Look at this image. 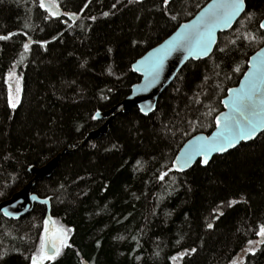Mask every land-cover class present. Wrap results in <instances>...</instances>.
I'll return each instance as SVG.
<instances>
[{"label": "trees", "instance_id": "16d2710c", "mask_svg": "<svg viewBox=\"0 0 264 264\" xmlns=\"http://www.w3.org/2000/svg\"><path fill=\"white\" fill-rule=\"evenodd\" d=\"M209 1L172 0L165 9L163 0H56L52 16L40 0H0V35L15 33L0 40V201L32 179L30 167L61 154L53 175L34 187L51 199L52 216L69 237L46 264H231L249 240L259 244L243 264H264L256 234L264 224V133L207 167L169 171L189 138L213 131L228 89L264 45L238 38L255 32L256 21L242 16L219 36L217 47L228 44L229 57L215 49L211 58L188 62L150 116L137 108L120 113L107 134L71 147L103 123L94 119L98 111L122 102L140 81L132 64ZM246 5L264 19V0ZM11 71L22 77L14 110ZM45 215L37 205L16 221L0 217V264H31Z\"/></svg>", "mask_w": 264, "mask_h": 264}, {"label": "snow or ice", "instance_id": "6c2138e0", "mask_svg": "<svg viewBox=\"0 0 264 264\" xmlns=\"http://www.w3.org/2000/svg\"><path fill=\"white\" fill-rule=\"evenodd\" d=\"M88 2L90 3L91 0H88ZM171 3L172 0H163L164 8L167 9ZM39 6L52 16L57 15V11L54 10L59 8L56 0H47V3L46 0H40ZM85 7H87V4ZM75 15V13L71 14L72 17H75ZM104 15H107V13ZM242 15L248 22L256 21V31L253 33L241 32L238 38L247 41L248 44L264 42V19L257 20V13L246 9V0H212L199 12L194 20L180 25L179 30L164 44L153 49L139 62L144 67L145 90L152 87L159 80L165 61L174 53H184L186 59L188 57L195 59L211 58L214 55L213 49L216 48V51L222 53L225 58L229 57L231 52L228 44L217 47V32L231 29L233 24H240ZM171 19L175 20L177 17L172 16ZM12 35H15V33L0 35V40H8ZM229 43L235 45L236 40ZM23 47L25 51L30 48L28 43H25ZM235 50L237 49H233V51ZM234 71L239 73L241 68L237 66ZM12 75L13 73L9 72V80H11ZM244 75L245 79L241 82L240 87L228 89L227 97L221 101L228 111L220 112L215 116L216 131L211 136H198L190 140L180 154L175 157L173 165L177 171L183 172L192 165L197 157H201V162L207 165L213 153L226 152L231 148H235L241 141L252 140L259 133L264 132V48L251 56L249 71ZM17 80L19 81V77H17ZM8 91V102L11 107L15 108L17 105L16 99L12 95L11 84H9ZM21 91V87L17 84V98ZM97 116H99V113H97ZM171 170L169 169V171ZM167 175V172H163L158 178L162 181ZM32 199L36 200L37 197L33 196ZM42 203H47V201H42ZM234 203L235 201H232L230 205ZM3 211L5 215H10L7 208ZM220 215H223V213H220ZM49 223L55 224V221H44V234L40 239L39 249L30 258L31 264L54 262L62 254V250L69 246L66 243V230L63 228L49 229ZM211 226L209 225V227ZM256 234L261 237L260 242L264 243V224L260 225ZM255 243L252 240L248 241V245ZM244 251L255 255L256 250L247 247ZM2 258V255H0V259ZM175 259L176 257H173V260ZM232 264H243V261L237 258L232 260Z\"/></svg>", "mask_w": 264, "mask_h": 264}, {"label": "water", "instance_id": "95a60500", "mask_svg": "<svg viewBox=\"0 0 264 264\" xmlns=\"http://www.w3.org/2000/svg\"><path fill=\"white\" fill-rule=\"evenodd\" d=\"M211 2H212V0H210L205 6H203L191 19H189L188 21L182 22L180 25H182L184 23H188L191 20H194L196 18V16L199 14V12L202 11L203 8L206 7ZM246 8H247V5H246ZM234 26H235V24H233L232 28ZM231 29H226L224 31H218L217 32L218 40H219V36L221 34H224L228 31H230ZM177 30H179V27L171 35L166 37L160 44H158L157 46L150 49L148 52H146L142 57L137 59L132 64V66H131L132 72L140 77V81L132 86L130 94L122 102H120L119 104L115 105L111 109L106 110L104 112L98 111L97 113H99V116H97V113H96L94 116V119H95V121H101L103 123L99 127H97L96 129L91 130L86 135L84 140H81L76 144H72L71 147L76 149L80 146H83L86 142H88L91 139H99L101 136L107 134L113 120L120 113H128L132 109L137 108V109H139L140 113L143 116H145V117L150 116L156 110V107H157V104H158V101H159V98L161 97V95L171 86V84L175 81L179 72L185 67V65L188 62H190V61L197 62V61L208 59V57H205L202 59H195L193 57H188L186 59L185 58L186 54L174 53L172 56H170L165 61L164 69L160 75L159 80L152 87L145 90V88H144L145 76L143 75L144 67L139 62L141 60H143L144 57H146L148 55V53L151 52L153 49L164 44V42L167 41L173 34H175V32ZM217 43H218V41H217ZM261 48H264V45ZM261 48H259L257 51L261 50ZM215 49L216 48L213 49V53H214ZM255 53L253 55H255ZM250 58L248 60L247 69H246L245 73H247L249 71ZM134 69H138V70H134ZM244 79H245V75H243L240 82L232 88L240 87V84ZM227 95H228V91H227ZM227 95H226V97H227ZM222 107H223V110L221 112H227L228 111V109L225 108L223 106V104H222ZM215 131H216V128H214L213 131L209 134H205V133L195 134L194 136L189 138L183 144V146L180 148V150L178 151L176 156H178L180 154L181 150L187 146V144L190 140H193L195 137H198V136H211ZM262 133H264V132L259 133L252 140L241 141L235 148H231L226 152L213 153L211 155L207 165H204L201 162L202 161L201 157H197L196 160L192 163V165L190 167L186 168L183 172L177 171L175 169V166L173 165V163H172V167H171L172 170L171 171H175L177 173H185V172L191 170L198 162H200L201 166L207 167L210 164V162L213 160L214 157L226 155L229 152L237 149L243 143L246 144V143H250L252 141H255ZM68 151H70L69 146L65 149L64 152H68ZM60 157H61V154H58L56 157H54L52 160H50L48 163H46L43 166H39V167L32 166V167H30L29 173L32 175V179L21 190H18L17 192H15L11 197L0 201V217H4L5 219L16 221V220H19L22 217L30 214L34 210L35 206L40 205V206L46 207L45 220L55 221V219L52 216L51 199L39 197L34 192V187H35L37 181L41 180L42 178H49L53 175V173H54V171H55V169L59 163ZM33 196H36L37 199L33 200L32 199ZM42 201H47V203H42ZM5 208L8 209V212L10 213V215L4 214L3 209H5ZM48 227H49V229L60 228L56 224V222H55V224L49 223ZM43 234H44V231H43ZM66 243L67 244L69 243V237L68 236H67ZM48 262H51V261H48ZM84 264H86V263H84Z\"/></svg>", "mask_w": 264, "mask_h": 264}, {"label": "rangeland", "instance_id": "374dc122", "mask_svg": "<svg viewBox=\"0 0 264 264\" xmlns=\"http://www.w3.org/2000/svg\"><path fill=\"white\" fill-rule=\"evenodd\" d=\"M11 73H13V75H12V78H11V80H9V78H8V75H7V77H6V83H7V87H8V90H9V84H11L12 85V95H13V97H14V99H16V107L15 108H13V107H11L10 106V104H9V106H10V108L12 109V110H14V109H16L17 107H18V105H19V103H20V101H21V95H22V91L19 93V96H18V98H17V93H16V87H17V84H19V86L21 87V89H22V77L20 76V75H18L17 74V72H15V71H11ZM17 77H19V81L17 80ZM8 94H9V91H8ZM9 103V102H8ZM24 187V186H23ZM22 187V188H23ZM22 188H20L19 190H21ZM59 226V225H58ZM60 227V226H59ZM60 228H63L62 226L60 227ZM63 229H65V228H63ZM66 234H67V236H68V232L66 231ZM258 242H256L255 244H253V245H251V246H249V247H252V248H254V249H256L257 247H258ZM249 252H245V251H243V252H241L238 256H237V258H239L241 261H244V258L246 257V255L248 254ZM236 258V259H237ZM177 264V263H176ZM232 264V263H231Z\"/></svg>", "mask_w": 264, "mask_h": 264}]
</instances>
